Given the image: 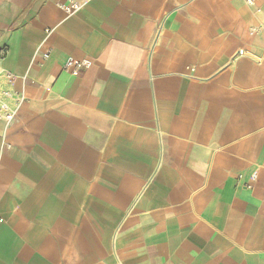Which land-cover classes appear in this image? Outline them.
<instances>
[{"label": "crops", "instance_id": "obj_1", "mask_svg": "<svg viewBox=\"0 0 264 264\" xmlns=\"http://www.w3.org/2000/svg\"><path fill=\"white\" fill-rule=\"evenodd\" d=\"M251 1L0 0V264H264Z\"/></svg>", "mask_w": 264, "mask_h": 264}, {"label": "built area", "instance_id": "obj_2", "mask_svg": "<svg viewBox=\"0 0 264 264\" xmlns=\"http://www.w3.org/2000/svg\"><path fill=\"white\" fill-rule=\"evenodd\" d=\"M92 0H57L56 6L58 10L66 13L67 15L74 14L78 9L87 5ZM246 3L251 5V0H246ZM89 62L83 60L82 62L68 61L63 69L71 70L72 75H78L77 69H84L88 66ZM5 78L8 83L13 79L11 74H6ZM23 97L15 94L14 92L4 89L0 90V122L4 123L7 127L15 119L16 112L19 106L23 103Z\"/></svg>", "mask_w": 264, "mask_h": 264}]
</instances>
